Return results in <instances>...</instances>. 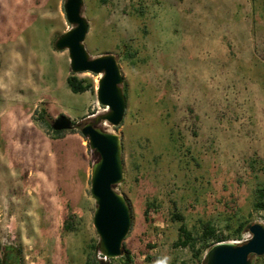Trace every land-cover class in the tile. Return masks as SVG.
Returning a JSON list of instances; mask_svg holds the SVG:
<instances>
[{
  "label": "rangeland",
  "instance_id": "rangeland-1",
  "mask_svg": "<svg viewBox=\"0 0 264 264\" xmlns=\"http://www.w3.org/2000/svg\"><path fill=\"white\" fill-rule=\"evenodd\" d=\"M84 1L87 51L116 55L125 78V120L101 128L123 139L116 190L131 208L132 264H198L174 246L182 224L198 233L209 222L228 236L246 223L225 242L248 241V225H264L254 210L264 185V0ZM65 2L0 0V259L12 245L22 264H85L100 242L99 157L79 128L59 136L43 123L107 112L100 76L78 74L94 91L68 87L69 52L54 46L72 28Z\"/></svg>",
  "mask_w": 264,
  "mask_h": 264
},
{
  "label": "water",
  "instance_id": "water-1",
  "mask_svg": "<svg viewBox=\"0 0 264 264\" xmlns=\"http://www.w3.org/2000/svg\"><path fill=\"white\" fill-rule=\"evenodd\" d=\"M84 0H66L64 10L72 28L55 42L57 51H68L72 74L92 73L100 76L97 97L105 114L90 116L88 122L77 123L65 115L57 118L52 129L66 132L80 129L99 161L92 169L91 193L96 202L94 226L100 237L96 252L108 259L124 255L123 244L132 228L131 208L127 199L119 194L117 186L124 180L123 139L117 133L101 128L109 123L119 128L126 116L127 97L123 89L125 78L119 59L114 54L93 58L85 42L90 30L89 20L83 14ZM252 237L243 244L222 242L211 247L203 264H252L250 257L264 256V225L250 224L246 228Z\"/></svg>",
  "mask_w": 264,
  "mask_h": 264
},
{
  "label": "trees",
  "instance_id": "trees-1",
  "mask_svg": "<svg viewBox=\"0 0 264 264\" xmlns=\"http://www.w3.org/2000/svg\"><path fill=\"white\" fill-rule=\"evenodd\" d=\"M136 53L127 52L126 58H135ZM68 87L70 88L71 92L75 95L84 94L88 91H94V83L92 80L88 78H80L77 74H71L67 79ZM126 97L127 93H126ZM43 118V116H42ZM44 125L48 128V130H52V126L47 123V121L43 122ZM56 135H62L63 132H54ZM155 208V205L149 204L146 209V216L148 217V213ZM254 210L258 213L264 214V185L260 186L255 191V202H254ZM174 220L179 221L181 223L184 222V217L181 214H175ZM231 221V219L229 220ZM73 224H70L67 220V230H71ZM246 227V223H239L238 227L236 228L235 234H230L228 236H223L218 232L216 227L212 223H206L203 225V228L195 233L188 229L185 224H182L179 229V240L175 243L176 248H187L189 247L192 250V254L194 259L198 260V264H203L204 257L207 251L218 243H222L225 241H230L231 238H241V234L243 233ZM227 229L229 231L233 230L234 227L229 224L227 225ZM150 247H153L150 245ZM95 249L96 247L93 246ZM124 255L119 258L118 260L113 259L112 261H118L121 264H132L133 263V256L132 251L126 248V244H123ZM254 259L261 261L258 264H264V256L256 257L251 256L250 260L252 264H254ZM22 250L17 248L16 246H4L2 248V256L0 259V264H22ZM85 264H100L96 258H90L86 261ZM175 264V263H172ZM187 264V263H183Z\"/></svg>",
  "mask_w": 264,
  "mask_h": 264
},
{
  "label": "built area",
  "instance_id": "built-area-1",
  "mask_svg": "<svg viewBox=\"0 0 264 264\" xmlns=\"http://www.w3.org/2000/svg\"><path fill=\"white\" fill-rule=\"evenodd\" d=\"M96 258L100 264H121L118 261H112L113 259H108L107 257L103 256L101 253H97Z\"/></svg>",
  "mask_w": 264,
  "mask_h": 264
},
{
  "label": "flooded vegetation",
  "instance_id": "flooded-vegetation-1",
  "mask_svg": "<svg viewBox=\"0 0 264 264\" xmlns=\"http://www.w3.org/2000/svg\"><path fill=\"white\" fill-rule=\"evenodd\" d=\"M74 123V122H73ZM74 125H76V123H74Z\"/></svg>",
  "mask_w": 264,
  "mask_h": 264
},
{
  "label": "bare ground",
  "instance_id": "bare-ground-1",
  "mask_svg": "<svg viewBox=\"0 0 264 264\" xmlns=\"http://www.w3.org/2000/svg\"><path fill=\"white\" fill-rule=\"evenodd\" d=\"M110 127V126H109Z\"/></svg>",
  "mask_w": 264,
  "mask_h": 264
}]
</instances>
